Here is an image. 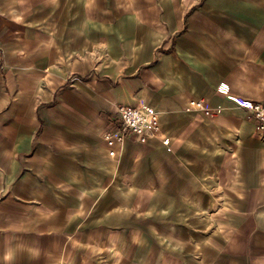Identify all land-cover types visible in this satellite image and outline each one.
<instances>
[{
    "label": "crops",
    "instance_id": "crops-1",
    "mask_svg": "<svg viewBox=\"0 0 264 264\" xmlns=\"http://www.w3.org/2000/svg\"><path fill=\"white\" fill-rule=\"evenodd\" d=\"M255 101L264 0H0V264H264Z\"/></svg>",
    "mask_w": 264,
    "mask_h": 264
},
{
    "label": "built area",
    "instance_id": "built-area-1",
    "mask_svg": "<svg viewBox=\"0 0 264 264\" xmlns=\"http://www.w3.org/2000/svg\"><path fill=\"white\" fill-rule=\"evenodd\" d=\"M189 106L207 117L217 115V112L209 108L203 99L190 100ZM247 109V117L256 121L257 130L264 131V101L252 102ZM159 132V113L153 108L143 104L118 105L116 116L111 120L110 128L104 132L103 138L111 148L126 138L144 143ZM109 155L113 156L114 150L110 149Z\"/></svg>",
    "mask_w": 264,
    "mask_h": 264
},
{
    "label": "bare ground",
    "instance_id": "bare-ground-1",
    "mask_svg": "<svg viewBox=\"0 0 264 264\" xmlns=\"http://www.w3.org/2000/svg\"><path fill=\"white\" fill-rule=\"evenodd\" d=\"M119 143H123V141L119 142Z\"/></svg>",
    "mask_w": 264,
    "mask_h": 264
}]
</instances>
